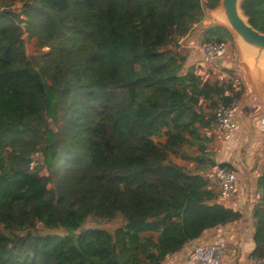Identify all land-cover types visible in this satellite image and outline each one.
I'll list each match as a JSON object with an SVG mask.
<instances>
[{"label":"trees","instance_id":"16d2710c","mask_svg":"<svg viewBox=\"0 0 264 264\" xmlns=\"http://www.w3.org/2000/svg\"><path fill=\"white\" fill-rule=\"evenodd\" d=\"M218 1L0 0V264H162L243 218L197 170H232L201 130L244 90L204 81L177 52L194 25L201 44L233 42L202 24ZM240 6L264 33V0ZM256 192L252 256L264 259V173Z\"/></svg>","mask_w":264,"mask_h":264},{"label":"crops","instance_id":"0c3cea01","mask_svg":"<svg viewBox=\"0 0 264 264\" xmlns=\"http://www.w3.org/2000/svg\"><path fill=\"white\" fill-rule=\"evenodd\" d=\"M208 10L203 11V21L207 17ZM213 25V24H209ZM196 25L193 30L178 42V53L184 57V69L194 67L195 73L209 83L218 81H232L239 90L242 87L244 92L240 98L238 112V128L229 140H223L216 125L209 129L201 130L203 136L211 137L209 151L213 153L216 163H226L232 167L237 175L236 189L228 199H222L218 195V185L212 177L215 169L209 168L207 171L197 170L199 174L205 175L209 179V187L217 193L216 202L226 208L238 211L243 214L239 221L231 222L225 226L208 229L204 231L195 241L185 245L184 248L165 258L162 264H184L189 250L196 244L201 243H221L223 245L222 260L229 264H254L252 251L254 244L252 240L254 225L251 217L252 208L258 200L256 183L258 177L264 173V152L263 140L256 125L259 115L264 113V95L256 94L258 103L253 104L250 95L253 88L249 85L241 72L238 64V53L233 43V47L228 45V53L217 59L214 65L207 67L202 64L200 52L201 32ZM235 51V52H234ZM236 54L235 58L232 56ZM237 82V83H235ZM248 97L245 110H243L244 100ZM209 103L204 102L203 107L210 111ZM260 108H259V107ZM190 155H196V148L189 150ZM177 164L185 165L188 169L194 170L195 164L180 157L175 158Z\"/></svg>","mask_w":264,"mask_h":264},{"label":"built area","instance_id":"2783aa9c","mask_svg":"<svg viewBox=\"0 0 264 264\" xmlns=\"http://www.w3.org/2000/svg\"><path fill=\"white\" fill-rule=\"evenodd\" d=\"M227 43L207 42L200 46L201 62L207 67L214 65L217 59L228 53ZM238 84L233 85L236 91ZM240 99L234 97L228 105L218 104L214 109L215 125L223 140H229L238 128V112ZM259 133L264 139V117L256 120ZM212 177L218 185V195L222 199H228L236 189L237 175L233 170L216 167ZM223 245L221 243H201L194 245L186 255L184 264H222ZM254 264H264V259L255 258Z\"/></svg>","mask_w":264,"mask_h":264},{"label":"water","instance_id":"95a60500","mask_svg":"<svg viewBox=\"0 0 264 264\" xmlns=\"http://www.w3.org/2000/svg\"><path fill=\"white\" fill-rule=\"evenodd\" d=\"M241 1L219 0L214 9H207L204 24L223 27L231 35L238 53L239 68L253 88L250 100L256 104L255 92L264 95V33L250 25L241 10ZM262 116L264 113L258 118Z\"/></svg>","mask_w":264,"mask_h":264},{"label":"rangeland","instance_id":"374dc122","mask_svg":"<svg viewBox=\"0 0 264 264\" xmlns=\"http://www.w3.org/2000/svg\"><path fill=\"white\" fill-rule=\"evenodd\" d=\"M19 7H20V3H19V2H15V3L10 7V9H11L14 13H16L17 10L19 9ZM220 32H221V36H222L224 39L228 40V36H227L226 32L223 31V30H220ZM24 40H25V47H26V52H27V54H28L29 56H38V55H39V52H38V50H37V47L35 46V40H34V39L29 40V39H27L26 36H24ZM226 43H227V45H229V47H230V45H231V47H233V42L231 43V42L227 41ZM178 47H179V45H178ZM177 52H178V51H177ZM234 52H235V51H234ZM232 56L235 58V56H237V55L234 54V55H232ZM235 83H237V82H235ZM247 100H248V97L244 100L243 110H245V108H246ZM239 107H240V105H239ZM154 140H155L157 143H161V142L163 141V138H162V137H155ZM86 225H89V226H90V225H95V226H99V227H102V228H105V229H108V230H112V229L114 228V226H113L112 223L94 222V221H92L91 219H88ZM222 264H229V263H228V261H226V260L224 261V259H223V260H222Z\"/></svg>","mask_w":264,"mask_h":264}]
</instances>
